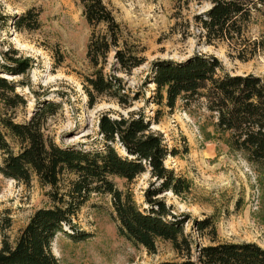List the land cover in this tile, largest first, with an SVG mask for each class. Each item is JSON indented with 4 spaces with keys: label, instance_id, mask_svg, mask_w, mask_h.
Here are the masks:
<instances>
[{
    "label": "rangeland",
    "instance_id": "rangeland-1",
    "mask_svg": "<svg viewBox=\"0 0 264 264\" xmlns=\"http://www.w3.org/2000/svg\"><path fill=\"white\" fill-rule=\"evenodd\" d=\"M106 6L121 29V40L132 45L143 63L129 73L118 71L112 53L102 73L120 80L130 98L119 106L99 98L92 107L86 104L84 78L91 68L85 58L90 29L81 14L79 0H0V77L12 82L14 92L23 97L24 106L11 111L0 104V117L15 123L25 122L41 102L57 105L47 119L43 134L59 147L94 150L100 147L97 122L101 115L116 119L142 115L158 123L149 127L159 133L176 156H167L163 165L189 183L188 192L159 196L176 219H183V234L191 242V255L197 248L218 243H254L264 250V171L246 161L241 152L230 150L225 135L218 134L215 119L201 100L184 105L176 101L169 110L164 101L153 103V85L148 83L155 61L180 62L194 55L215 58L220 70L216 76L252 75L264 85V9L254 12L242 36L231 43H205L195 17L209 8L202 0H106ZM28 10L38 13V26L31 31L16 30L12 23ZM102 29L101 26L98 27ZM27 59L30 67L20 76L1 72L5 57ZM135 98V99H133ZM133 99V100H132ZM8 140V138H7ZM16 151V146L10 142ZM122 154L120 150H117ZM1 165V154H0ZM115 187L131 194L136 206L146 209L143 193L153 182L147 173L129 183L112 179ZM49 188L31 178L28 184L0 175V243L16 239L31 214L51 205ZM110 197L91 194L71 219L72 228L62 227L50 243L58 264H157L178 262L168 242L157 241L155 252L134 248L116 234ZM209 219L214 226L198 232L194 223ZM167 220H171L167 218ZM84 240H75L80 233ZM76 238H69L67 234Z\"/></svg>",
    "mask_w": 264,
    "mask_h": 264
},
{
    "label": "trees",
    "instance_id": "trees-1",
    "mask_svg": "<svg viewBox=\"0 0 264 264\" xmlns=\"http://www.w3.org/2000/svg\"><path fill=\"white\" fill-rule=\"evenodd\" d=\"M79 1L82 17L90 29L85 58L92 71L84 78L86 104L92 107L103 97L125 106L130 98L118 78L102 73L103 66L111 52L118 71L127 74L139 67L143 58L132 45L121 40L120 26L106 0ZM202 1L209 8L194 19L207 45L240 39L252 14L264 9V0ZM37 19L38 13L28 10L16 17L12 26L31 31L37 28ZM0 22L4 25L6 18L0 17ZM4 60L7 63L1 72L6 75L20 76L30 67L27 59ZM218 70L220 65L215 58L201 55L180 62H153L148 76V83L153 85V103L159 106L164 101V106L171 110L176 101L186 105L201 100L215 119V131L226 136V146L241 152L248 163L264 171V85L252 75L216 76ZM14 88L12 82L0 77V104L5 110L25 105ZM56 110V104L41 102L23 123L0 117V175L25 185L34 177L41 186L49 188L51 203L31 214L12 244L1 241L0 264H58L50 252V243L56 234L65 233L63 226L72 228L71 219L91 194L110 197L116 234L132 247L153 254L156 242L164 241L181 256L178 262L157 264H264V250L254 243L198 247L192 257L191 242L182 230L183 219L173 217L159 199L165 192L182 196L188 192L189 183L163 165L167 156H176L177 152L166 147L159 133L150 131L149 127L158 123L157 114L152 118L137 115L116 119L101 115L97 122L100 147L85 150L59 147L43 134L44 124ZM143 173L153 182L143 193L147 207L140 210L131 194L117 189L112 179L129 183ZM194 229L208 230L210 239L214 237L209 219L195 222ZM67 235L71 239L77 237L75 240L88 237L83 232L76 237L73 233Z\"/></svg>",
    "mask_w": 264,
    "mask_h": 264
}]
</instances>
